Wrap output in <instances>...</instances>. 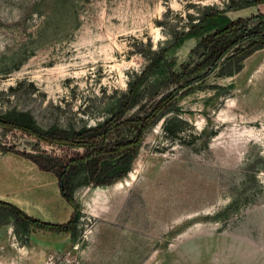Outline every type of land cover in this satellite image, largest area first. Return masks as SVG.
Wrapping results in <instances>:
<instances>
[{"label": "rangeland", "instance_id": "obj_1", "mask_svg": "<svg viewBox=\"0 0 264 264\" xmlns=\"http://www.w3.org/2000/svg\"><path fill=\"white\" fill-rule=\"evenodd\" d=\"M250 1L0 0V117L27 114L42 131L79 133L111 119L133 91L140 99L127 116H137L177 89L171 73L196 69L207 35L175 46L178 38L209 10L232 20L264 14ZM83 153L0 127L2 195L25 180L43 204L68 210L55 224L43 206V223L75 217L71 231L42 230L43 264H264V49L239 73L179 94L147 130L129 186H117L124 177L96 187L76 173L75 215L56 176L33 161ZM9 216L0 209L2 250L9 223L15 246L31 240L28 224Z\"/></svg>", "mask_w": 264, "mask_h": 264}, {"label": "trees", "instance_id": "obj_2", "mask_svg": "<svg viewBox=\"0 0 264 264\" xmlns=\"http://www.w3.org/2000/svg\"><path fill=\"white\" fill-rule=\"evenodd\" d=\"M261 4H264V0H251L246 4V8ZM201 33L207 36L200 37L201 40L197 45L200 53H198L199 62L196 69L190 70L188 66H182L180 74L171 73L170 82L177 86V89L162 96L151 106L142 105L137 116H127L140 99L138 91H133L121 99L111 119L93 129L79 133L57 129L45 132L36 126L29 115L16 113L0 117V127L6 130H19L53 146L84 150L82 155L77 154L67 160L49 158L33 161L40 171L53 173L56 176L62 196L74 209L76 215L79 209L73 196L75 190L73 176L85 171L88 174L87 184L96 187L110 185L125 177L117 186H129L132 173L129 176L127 174L138 155L147 130L172 108L179 94L206 82L214 74L231 77L239 73L247 58L264 49V14L232 20L224 11L209 10L203 15L198 26L178 38L175 46H179L188 38L198 37ZM156 66L152 64L151 69ZM123 133H128L129 136L123 138ZM111 160H116V163L109 164ZM0 209L7 210L10 214L9 218L15 224H28L24 228L26 232L29 231L30 225L39 230L71 231L76 222L74 217L65 226L43 223L27 215L19 207L5 202H0Z\"/></svg>", "mask_w": 264, "mask_h": 264}, {"label": "crops", "instance_id": "obj_3", "mask_svg": "<svg viewBox=\"0 0 264 264\" xmlns=\"http://www.w3.org/2000/svg\"><path fill=\"white\" fill-rule=\"evenodd\" d=\"M6 186L8 188H6L5 193H3L2 195V193L0 192V202L13 204L19 207L27 215L37 218L42 222L43 206L53 212L51 217H49L50 219L48 220V222L60 224V222H64V220L66 219V213L68 210L64 208L62 202L55 203L49 201L43 204V193H40L37 188H32L28 182H25V180L24 182H19V184L15 182L10 186ZM15 194L17 195L16 197ZM52 206L53 208L57 206L59 209L55 208L51 210L50 208H52ZM3 228L5 232H2H4L8 239L11 240L10 245L4 247V250H2L3 247L0 246V264H43V254H40L36 250L38 244L43 243L42 230L32 229L30 227L28 233L31 240L28 242V244L15 246V242H13V236H16V226L12 223H9L7 226H3Z\"/></svg>", "mask_w": 264, "mask_h": 264}, {"label": "water", "instance_id": "obj_4", "mask_svg": "<svg viewBox=\"0 0 264 264\" xmlns=\"http://www.w3.org/2000/svg\"><path fill=\"white\" fill-rule=\"evenodd\" d=\"M131 169H133V163H132V165H131ZM130 171H131V170H130ZM129 173H130V172H129ZM129 173H128V174H129ZM128 174H127V175H128Z\"/></svg>", "mask_w": 264, "mask_h": 264}]
</instances>
